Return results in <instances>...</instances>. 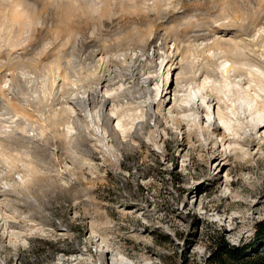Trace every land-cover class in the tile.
<instances>
[{
	"label": "rangeland",
	"instance_id": "1",
	"mask_svg": "<svg viewBox=\"0 0 264 264\" xmlns=\"http://www.w3.org/2000/svg\"><path fill=\"white\" fill-rule=\"evenodd\" d=\"M23 1L32 7L27 25L0 13V95H5L0 96V149L3 139L12 140L19 120L8 99L11 73L26 69L33 78L26 93L45 101L28 102L25 116L35 127L43 120L47 128L44 133L18 129L31 138L32 165L9 164L0 155V264H211L223 239L235 245L253 241L255 222L264 217V127L252 125H264V111L255 110L251 97L242 94L231 119L223 122L215 97L188 84L182 92L185 110L177 114V66L168 69L167 59L162 64L157 58L156 66L146 67V88L140 87L134 99L83 111L91 127L82 123L88 137L82 147L72 118L57 128L44 120L46 110L60 107L58 92L47 97L33 92L44 93L46 65L59 59L63 41L69 49L77 37L84 41L83 53L95 38H107L108 54L124 58L128 53L133 64L132 44L151 29L153 13L143 9V0H110L105 12L96 13L74 5L67 16H61L55 0ZM252 1H240L243 9H238L253 19L261 12L251 14ZM157 3L162 12L177 8L178 21L189 18L207 29L224 0ZM256 47L264 60V46ZM118 85L124 92L127 85ZM115 92L99 93L111 98ZM229 139L237 140L236 151ZM254 247L259 249V242Z\"/></svg>",
	"mask_w": 264,
	"mask_h": 264
},
{
	"label": "bare ground",
	"instance_id": "2",
	"mask_svg": "<svg viewBox=\"0 0 264 264\" xmlns=\"http://www.w3.org/2000/svg\"><path fill=\"white\" fill-rule=\"evenodd\" d=\"M55 1L61 16L64 14L67 16L68 13H71L74 5L81 8V10L82 8L90 9V12L92 10L93 13L95 10L98 12L99 10H106L105 8L111 4L110 0ZM131 1L135 2L136 0ZM150 1L143 0L142 7L148 13L149 11L153 13L154 21H148L151 29L148 32H142L137 37L135 44H132L135 46L133 48L135 49L133 56L136 55V60H133V64L127 61V58H132L128 53L124 55V58H121V56L119 58L111 57L108 53L112 44L108 43L107 38H104L102 41L95 38L93 44L89 47L90 49L85 53L82 51L84 42L82 38L79 39L77 37L69 49L67 48L68 42H62L63 48L60 50L59 59L52 60L48 64L46 63L48 73L43 81L44 93L41 92V94L35 90L33 91L34 94L45 97H47L46 93H52L53 95L54 91L58 92L60 107H50L49 112L46 110V118L44 120L48 122V126H56L57 128L60 125L70 123L72 118V122L78 131L77 141L80 146H85L88 137L86 133L87 129L83 127V124L88 129L91 126L87 120V115L82 114L83 111L90 105L100 104L102 109H104L111 102L114 104L118 103L119 105L122 104V98L124 97H129L131 100L134 99L140 87L146 88L147 78L143 77L146 67L152 68L153 64L156 66L157 58L163 59L162 64L167 59L168 69L172 65L177 66L174 88L176 96L173 103V110L177 114L181 110H185V106L182 103H184L186 98L182 92L186 90V87L188 88V84L196 85L198 88L201 86L203 89H207L208 94L215 97L218 104L217 116L223 122L231 119L230 114L234 111V103L244 93L249 95L252 101L255 102V110L264 111V60L258 54L259 52L256 47L259 45L261 47L264 46V0H254L252 1L254 3L250 2L252 4H248L251 14H255V10L261 12L256 18L254 14V16H251L255 19L248 17L249 14L246 15L238 9L242 3L239 2L243 0L231 3L230 0H224L220 15L215 18L212 17L211 21L209 19L211 26L207 29L200 22L196 23L189 18H186L187 20L183 19L188 17V15H182L180 19L184 21H178V13L180 11L177 8H167V10H163L162 12L157 3L158 0L156 2L153 0L154 3ZM21 3L23 7H21ZM31 9L30 4L25 3L23 0H0V13L4 12V15L8 13L10 14L8 16L12 17L11 19L14 21L19 20L22 24L26 23V18L30 14L26 15V13ZM246 19H249L247 21L248 24L245 22ZM34 20L40 21L38 16H34ZM175 20H177L176 24L172 25V22H175ZM182 25L185 26L183 28L185 32H181ZM125 66H129V72L125 69ZM20 72L10 74V87L13 92L10 98H8L12 102L11 106L14 103L15 115L18 116L19 120L14 121L16 126L14 125L15 128H13L12 140L3 139L1 143L3 148L0 149V155L5 157V161L9 164L17 165L19 162H23L24 166H28V164L34 162L28 159V154L32 153L30 152V148L33 147L29 142L31 138L20 133L18 129H22L23 133L30 130V128L32 130H40L42 133L46 131L47 126L42 125L45 123L43 120V122L40 121L42 124L39 122L38 126L35 127L37 125L36 122L25 116V113L29 111L26 112L25 106L28 102L31 104L35 100H38L42 104L45 98H31L32 94L26 93L28 92L26 82H30L33 78L29 80L30 77L27 76L26 69L23 73ZM130 83L131 86L129 85ZM118 84L121 86L127 85L124 92L119 91L121 87ZM116 85L119 87H116ZM82 89L84 90V95L80 97L78 95H80ZM193 89H191V93ZM103 90L105 94L112 91L116 92L113 97L107 98L104 94L100 96L99 92ZM29 91H31V88ZM133 91L135 92L133 93ZM75 93H78L77 97H72ZM68 105H72V107ZM152 106L153 103L150 102L147 105L149 109ZM202 108L201 105L195 110L200 112ZM72 111H75L77 116L71 117ZM104 113H102L103 119L107 123L109 119L107 120L104 117ZM130 117L132 120H135L134 116ZM22 119H24V123ZM176 120L178 125L182 124L179 118H176ZM262 127H264L263 123L252 125L253 130ZM252 136L251 134L250 139ZM229 141L234 143L232 150L236 151L237 145L235 143H237V140L229 139ZM76 143H74L75 146ZM5 144H12L15 148H13L14 146L7 147ZM22 148L25 151H22ZM33 169L38 171L37 168Z\"/></svg>",
	"mask_w": 264,
	"mask_h": 264
},
{
	"label": "trees",
	"instance_id": "3",
	"mask_svg": "<svg viewBox=\"0 0 264 264\" xmlns=\"http://www.w3.org/2000/svg\"><path fill=\"white\" fill-rule=\"evenodd\" d=\"M258 242L260 248L256 249L254 244ZM249 249L254 251L250 253ZM212 260L211 264H264V217L255 222L253 241L235 245L223 239Z\"/></svg>",
	"mask_w": 264,
	"mask_h": 264
}]
</instances>
